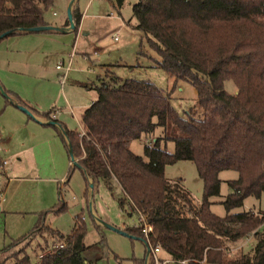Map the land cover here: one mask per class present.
<instances>
[{"label": "trees", "instance_id": "1", "mask_svg": "<svg viewBox=\"0 0 264 264\" xmlns=\"http://www.w3.org/2000/svg\"><path fill=\"white\" fill-rule=\"evenodd\" d=\"M52 5L53 0H0V36L48 26L44 13ZM132 18L159 57L156 65L175 82L194 88L195 110L201 115L181 116L148 80L102 83L81 115L84 135L64 130L67 146L59 134L68 155L70 147L78 159L80 168L73 169L85 179L84 197L88 179L93 190L99 183L112 190L115 182L123 195L118 199L121 211L143 215L152 227L147 247L159 246L172 261L264 264V214L233 212L245 199L264 196V0H137ZM74 22L76 31L80 17ZM227 81L236 87L235 95L225 91ZM12 98L14 106L24 107ZM149 138L153 141L142 156L130 150L132 142ZM180 161L196 167L203 185L199 206L179 182L164 177L165 167ZM224 171L236 172L237 179L228 183L232 192L221 203L226 214L218 217L210 211V200L220 195L219 174ZM65 209L54 207L56 214ZM43 219L41 213L34 228L10 245L26 241L13 254V264H84L81 215L66 238L44 226ZM125 232L144 242L139 224ZM247 235L255 240L251 252L231 256L227 243ZM29 248L36 262L26 253Z\"/></svg>", "mask_w": 264, "mask_h": 264}, {"label": "rangeland", "instance_id": "2", "mask_svg": "<svg viewBox=\"0 0 264 264\" xmlns=\"http://www.w3.org/2000/svg\"><path fill=\"white\" fill-rule=\"evenodd\" d=\"M66 2V0H53L52 7L44 13L45 21L52 26L62 22L69 27L68 9H70L73 23H75L77 13L80 14V23L76 31L72 30L57 35L56 42L47 47V51L53 49L57 51L53 54L49 53L47 58H44L49 62V75H46L49 79H46L44 85L49 94L47 97H50L51 101L64 100L61 92H66L70 100L69 105L65 102V104L60 103L56 106L57 109H62L68 115V122H66L68 130L79 132V125L74 117L79 115L82 106L97 98L96 88L100 86L99 78L103 79L106 73L103 65L106 63L116 64V62L119 65L110 69L109 76L122 80L153 82L169 97L172 107L181 116H185L187 112H195L196 117H200L201 112L195 110L197 96L194 88L185 82L171 81L169 76L156 66L155 61L158 62L160 59L149 47L145 36L136 30V22L132 18V7L137 0H122L121 5L117 0H71L70 5ZM115 36L118 37L117 42L113 41ZM94 51L96 53H93ZM85 55L89 56V59ZM43 56L46 57V55ZM60 63L64 68L69 67L67 73L55 69ZM36 78L38 77L31 75L29 82L35 81ZM234 88L231 81L224 83L226 92H230ZM2 90L6 93L5 89ZM2 90L0 89V132L4 139L10 134V131H4L3 126L12 131L19 121V117L28 119L30 116L20 111L16 106L7 104ZM26 96L35 97L33 95ZM77 106H79L78 109ZM30 123H33L32 119ZM55 135L57 137L56 133ZM57 139L60 141L58 137ZM147 145V140L134 141L130 144V150L134 154L142 156L144 146ZM3 147L4 145L1 144L2 150ZM166 148L170 152L173 151L171 143H167ZM0 158L8 164V159L4 158L2 154H0ZM65 159V179L68 180V183L65 187L58 186L56 201L60 205L65 204L66 209L60 214L48 215L43 224L57 229L66 238L73 231L75 217L81 215L86 226L84 239L86 251L82 255L86 264H136L134 260H141L144 264L146 256L144 244L108 228L112 227L118 230L138 226L136 214L121 211L118 199L123 195L117 188V184L112 182L115 188L109 190L105 184L99 183L93 190L90 188L89 182L88 196L85 198L86 182L81 171L73 169L69 155L65 154ZM164 177L170 183L179 182L189 192L194 204L197 206L201 204L203 185L192 162L180 161L166 166ZM235 179H237V173L234 171H224L219 174L220 195L210 200V211L215 216H225L226 212L221 203L225 197L231 194L232 190L228 183ZM243 211L264 214V196L259 200L253 197L245 199L243 206L233 212ZM36 221L37 216L27 213H12L5 219L4 217L0 218V250L9 247L14 240L27 235ZM97 222L100 223L101 228L97 226ZM251 238V241H247L243 246V254L251 252L255 244L253 237ZM37 242L41 243L40 240ZM25 244L26 241L7 250L2 255L0 263H15V259L12 258L13 254ZM35 244L33 242L32 246ZM26 253L30 256L31 262H36L30 248L26 250ZM21 258L22 255H19L18 259ZM168 264L176 263L170 261Z\"/></svg>", "mask_w": 264, "mask_h": 264}, {"label": "crops", "instance_id": "3", "mask_svg": "<svg viewBox=\"0 0 264 264\" xmlns=\"http://www.w3.org/2000/svg\"><path fill=\"white\" fill-rule=\"evenodd\" d=\"M66 1L70 5L71 0ZM76 16L80 17V14L77 13ZM45 22L53 30L38 33L17 32L0 40V89H5L4 91L9 93L10 96L5 97L7 101L14 105L16 100L12 97L16 96L32 115L28 119L19 117V121L12 131L7 130L3 126V130L10 131V134L4 138L2 142L4 147L1 152L2 156L8 159L7 168H5L4 174L0 175V186L4 190L2 199L0 198V218L2 219L3 217L4 219L7 218L12 213H27L35 217L37 216V223L40 214L44 213V223L48 215H57L54 207L58 204L56 201L58 186L62 187L63 185L65 187L66 183H68V180L65 179V154L68 155V150L64 141L59 137V134L63 135L66 145L69 146L64 136V130H68L66 123L68 122V115L62 109H57L56 105H60V103L65 104V102L69 105L70 100L65 91L61 92L64 100L51 101L50 97H47L49 94L44 84H46V79H49L46 76L47 74L49 75V62L44 58H47L49 53L53 54L57 51L55 49L47 51V47L56 42V36L72 30H69L68 25L62 22L55 24V26H52L47 21ZM93 53L96 52L94 51ZM43 55H46V57ZM85 57L89 59V56L85 55ZM52 63L51 65H53ZM118 65L117 62L116 64L106 63L103 65L104 72L106 73L103 79L99 78L100 85L107 83L110 79L117 82L122 81V79L109 76L110 69ZM31 75L38 78L33 82H29ZM169 79L174 81L171 77ZM81 86L84 85L81 84ZM228 93L235 95L237 93L236 87ZM26 95H33L35 97L29 98ZM36 96L38 97L36 98ZM94 101L82 106L83 108L78 116L73 114L80 128L79 133L82 131L80 125L81 115ZM76 108L78 109L79 106ZM47 112L50 115L48 117L43 116V113ZM31 119L33 123H30ZM54 131L60 141H58L55 133H53ZM88 181L90 182V179ZM117 188L119 187L117 186ZM97 226L101 228L99 222H97ZM130 228L133 227L117 229L125 232L126 229ZM51 229L58 231L54 228ZM128 237L139 240L144 244L139 238H131L130 235ZM251 237L252 235L250 237L246 236L237 242L227 243L229 254L242 252L243 246H245L247 241H251ZM4 249L6 250L4 251ZM4 249L0 250V259L7 250L12 248L9 246ZM158 257L160 259L168 258L171 260L163 251L158 254ZM171 262L188 264L185 261L176 262L171 260ZM84 264H86L85 260Z\"/></svg>", "mask_w": 264, "mask_h": 264}, {"label": "built area", "instance_id": "4", "mask_svg": "<svg viewBox=\"0 0 264 264\" xmlns=\"http://www.w3.org/2000/svg\"><path fill=\"white\" fill-rule=\"evenodd\" d=\"M113 40L118 41V37L115 36L113 38ZM56 69L59 71L65 72V73H67L69 71V67L64 68L63 64H61V63L56 66ZM53 118H55V117H53ZM80 133H81L80 134L81 136L84 135L83 130ZM3 140L4 139L2 138V135L0 132V154L2 152L1 144H2ZM148 146H151V141H148ZM6 166H7V162L0 158V175L4 174ZM71 166L73 167L72 163H71ZM3 192H4V190H2V188L0 186V198L1 199H2ZM138 224L141 227V236L144 239V245L146 247L145 264H148V263L149 264H168V263H170L171 260H169L168 258L160 259L158 257V254L162 253V250L159 246H156L154 248L147 247L148 241H149L148 237H149V234L152 232V227L146 222L145 217L141 214L138 216ZM247 236L250 237V235H247ZM63 246L64 245H61L60 248H62Z\"/></svg>", "mask_w": 264, "mask_h": 264}, {"label": "water", "instance_id": "5", "mask_svg": "<svg viewBox=\"0 0 264 264\" xmlns=\"http://www.w3.org/2000/svg\"><path fill=\"white\" fill-rule=\"evenodd\" d=\"M68 20H69V23H70V26H69V30H73L75 28V25L73 23V19H72V14H71V11L70 9H68ZM50 30H53L52 27L50 26H44V27H37V28H31V29H19L18 32H27V33H38V32H45V31H50ZM12 35L11 33H4L3 35L0 36V40L8 37ZM2 94L6 97V94L4 92H2ZM17 108L22 111L23 113L29 115L30 117H32L31 113L24 107H21V106H17ZM69 156L71 158V163L74 167H77V168H80L79 165L77 164V161H76V158H74L73 154H72V151L69 147ZM90 188L92 189V183L90 181ZM109 229L113 230V231H116L118 233H120L121 235H124V236H128V234H126L125 232H121V231H118L112 227H108Z\"/></svg>", "mask_w": 264, "mask_h": 264}]
</instances>
